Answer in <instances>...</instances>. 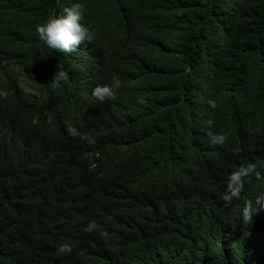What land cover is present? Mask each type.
Wrapping results in <instances>:
<instances>
[{"label":"trees","instance_id":"obj_1","mask_svg":"<svg viewBox=\"0 0 264 264\" xmlns=\"http://www.w3.org/2000/svg\"><path fill=\"white\" fill-rule=\"evenodd\" d=\"M76 2L93 41L49 49L37 26ZM0 90V264H264L263 223L250 246L252 223L222 229L212 164H250L242 193L259 208L264 0H0Z\"/></svg>","mask_w":264,"mask_h":264},{"label":"clouds","instance_id":"obj_2","mask_svg":"<svg viewBox=\"0 0 264 264\" xmlns=\"http://www.w3.org/2000/svg\"><path fill=\"white\" fill-rule=\"evenodd\" d=\"M84 15L85 8L80 2L73 3L70 7H65L62 14L50 16L46 22L37 26L36 32L38 39L49 49L55 50L56 52L68 54L76 52L81 45L91 43L94 39V35L90 28L82 22L84 20ZM68 79V71L60 68L54 74L49 86L58 88ZM21 83L24 92L30 94L36 93L32 89L33 84L30 79L23 77ZM121 83L122 82L119 78L113 77L110 84L97 86L93 90L92 95L100 103L113 101L116 99V92L121 87ZM0 95H7V93L0 90ZM208 104L213 110L218 107L216 100L210 99ZM207 125L208 127H212L213 122L209 120L207 121ZM239 135L240 133L229 136L228 142L234 141ZM209 139L211 145H223L227 137L223 133H209ZM89 142L91 143L92 141L89 140ZM229 156L237 162L247 161L239 156H232L230 154ZM223 159L225 160V164ZM223 159H217L214 157L212 161V164L219 170L218 173L221 180L226 184L224 197L218 203L217 210L218 215H221L220 222L222 229L226 231H228V229H238L237 221L239 220H242L244 223H252L255 226V229L244 227H241V229L242 232L246 234L245 244L248 246L257 244L259 238L263 234L255 223L256 221H260L264 225V213L259 212L260 210L264 211V171L263 181L260 186L262 191L256 200V206H259V208L253 209L244 202L245 197L242 193L245 181L248 180L252 172L251 165L248 164L242 166L235 172L228 174L226 169V159L225 157H223ZM261 167L263 168V165ZM260 179L261 176L259 180ZM241 196L243 200L238 199V197ZM235 213L237 214L235 215ZM97 227L98 225L95 221H90L85 231L92 232ZM67 248V245L61 246L60 251L64 252Z\"/></svg>","mask_w":264,"mask_h":264}]
</instances>
